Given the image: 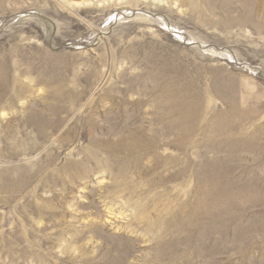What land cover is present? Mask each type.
Returning a JSON list of instances; mask_svg holds the SVG:
<instances>
[{
	"label": "rangeland",
	"instance_id": "rangeland-1",
	"mask_svg": "<svg viewBox=\"0 0 264 264\" xmlns=\"http://www.w3.org/2000/svg\"><path fill=\"white\" fill-rule=\"evenodd\" d=\"M0 264H264V0H0Z\"/></svg>",
	"mask_w": 264,
	"mask_h": 264
}]
</instances>
